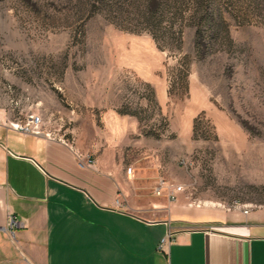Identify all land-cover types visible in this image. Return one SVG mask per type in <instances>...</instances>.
I'll list each match as a JSON object with an SVG mask.
<instances>
[{"label":"rangeland","instance_id":"374dc122","mask_svg":"<svg viewBox=\"0 0 264 264\" xmlns=\"http://www.w3.org/2000/svg\"><path fill=\"white\" fill-rule=\"evenodd\" d=\"M164 2L0 0V121L38 117L92 156L120 146L198 206L264 207V0H211L197 26ZM107 114L136 123L127 142L109 141Z\"/></svg>","mask_w":264,"mask_h":264},{"label":"crops","instance_id":"0c3cea01","mask_svg":"<svg viewBox=\"0 0 264 264\" xmlns=\"http://www.w3.org/2000/svg\"><path fill=\"white\" fill-rule=\"evenodd\" d=\"M189 87L198 98V84ZM201 96L204 107L186 116L189 131L196 114L211 109ZM166 103L158 95L159 106ZM104 121L114 144L136 131L116 114ZM120 149L106 143L82 169L77 156L89 155L82 145L0 121V225L10 215L24 225L14 238L0 233V264H264V207L244 214L180 193L175 201L155 196V164L130 161Z\"/></svg>","mask_w":264,"mask_h":264},{"label":"built area","instance_id":"2783aa9c","mask_svg":"<svg viewBox=\"0 0 264 264\" xmlns=\"http://www.w3.org/2000/svg\"><path fill=\"white\" fill-rule=\"evenodd\" d=\"M41 120L38 117H30L25 125H21L20 123L12 124L11 127L20 133L23 134H31V135H41ZM78 166L82 169L91 168L94 165V159L90 155L86 156H77ZM132 168L126 169V174L131 175ZM184 191L182 186H176L168 183L165 179L159 178L153 187V194L155 196H163L166 195L170 201H175L176 195L182 193ZM118 204V202H117ZM119 205V204H118ZM120 206V205H119ZM236 208L242 209L244 214H247L250 210L249 207L236 204ZM24 227L22 221L15 216H9L6 223L0 225V233H4L9 235L11 238H14L16 233ZM169 235L162 240L159 249L162 248L163 244L167 241Z\"/></svg>","mask_w":264,"mask_h":264},{"label":"trees","instance_id":"16d2710c","mask_svg":"<svg viewBox=\"0 0 264 264\" xmlns=\"http://www.w3.org/2000/svg\"><path fill=\"white\" fill-rule=\"evenodd\" d=\"M211 0H165L161 8H159L156 13L164 15L165 13L173 12V15L179 18H184V13L189 12L190 20H193L195 26L207 22L209 15V4ZM155 13V14H156ZM153 39L156 40L155 35H152ZM185 74L188 73V69L185 68ZM188 91V86L184 87ZM171 97V94H169ZM197 122V119H195Z\"/></svg>","mask_w":264,"mask_h":264}]
</instances>
